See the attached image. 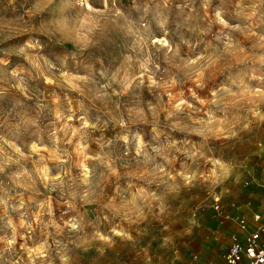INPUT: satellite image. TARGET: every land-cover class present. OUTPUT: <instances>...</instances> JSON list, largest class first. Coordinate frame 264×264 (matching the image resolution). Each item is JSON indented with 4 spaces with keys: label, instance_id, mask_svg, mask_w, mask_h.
<instances>
[{
    "label": "rangeland",
    "instance_id": "1",
    "mask_svg": "<svg viewBox=\"0 0 264 264\" xmlns=\"http://www.w3.org/2000/svg\"><path fill=\"white\" fill-rule=\"evenodd\" d=\"M230 177L264 182V0H0V264L194 260L154 245Z\"/></svg>",
    "mask_w": 264,
    "mask_h": 264
},
{
    "label": "crops",
    "instance_id": "2",
    "mask_svg": "<svg viewBox=\"0 0 264 264\" xmlns=\"http://www.w3.org/2000/svg\"><path fill=\"white\" fill-rule=\"evenodd\" d=\"M238 180L241 179L229 178L232 187L228 195L230 201L229 205L227 204L228 209L219 214H201L198 220L190 218L189 221H193L190 229L188 227L183 229L171 228L163 231L159 237L162 241L158 245H154V249L158 248L161 255L167 252L194 254L192 256L194 260L180 258L175 264H222L224 254L231 244L233 236L239 233L237 224L234 228V223H237L236 220L240 217L250 218L253 213L251 204L254 203L253 205L257 206L256 203L260 202L264 196V182L261 181L260 183L253 179L240 186L236 183ZM256 211H261V209ZM183 218L187 217H181V219ZM152 256V259L156 260L152 264H165L168 261L165 256L163 259H160L161 257L155 253ZM174 260L175 257L169 259L172 262Z\"/></svg>",
    "mask_w": 264,
    "mask_h": 264
},
{
    "label": "built area",
    "instance_id": "3",
    "mask_svg": "<svg viewBox=\"0 0 264 264\" xmlns=\"http://www.w3.org/2000/svg\"><path fill=\"white\" fill-rule=\"evenodd\" d=\"M263 212L264 207L253 212L250 218L237 219L239 233L233 236L222 264H264Z\"/></svg>",
    "mask_w": 264,
    "mask_h": 264
}]
</instances>
